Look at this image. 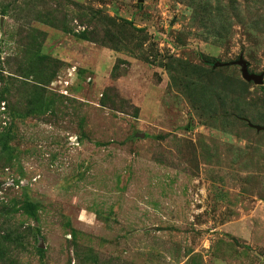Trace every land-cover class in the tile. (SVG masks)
<instances>
[{"label":"rangeland","instance_id":"obj_1","mask_svg":"<svg viewBox=\"0 0 264 264\" xmlns=\"http://www.w3.org/2000/svg\"><path fill=\"white\" fill-rule=\"evenodd\" d=\"M240 58L264 0H0V264H264Z\"/></svg>","mask_w":264,"mask_h":264},{"label":"water","instance_id":"obj_2","mask_svg":"<svg viewBox=\"0 0 264 264\" xmlns=\"http://www.w3.org/2000/svg\"><path fill=\"white\" fill-rule=\"evenodd\" d=\"M143 0H139V2H142ZM235 64H238L241 66V73L243 79H245L248 82H254L257 85H262L264 80V75H256V74H250L249 73V64L247 61H245L243 58H240ZM255 129L259 131H264V127L262 126H253Z\"/></svg>","mask_w":264,"mask_h":264},{"label":"trees","instance_id":"obj_3","mask_svg":"<svg viewBox=\"0 0 264 264\" xmlns=\"http://www.w3.org/2000/svg\"><path fill=\"white\" fill-rule=\"evenodd\" d=\"M54 21H56V19H54Z\"/></svg>","mask_w":264,"mask_h":264}]
</instances>
